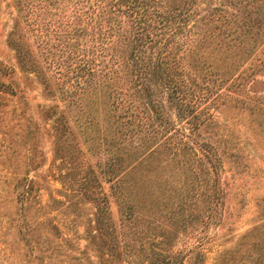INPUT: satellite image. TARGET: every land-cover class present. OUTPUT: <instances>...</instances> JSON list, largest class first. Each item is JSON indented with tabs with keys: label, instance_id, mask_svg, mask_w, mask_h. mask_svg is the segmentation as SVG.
Listing matches in <instances>:
<instances>
[{
	"label": "rangeland",
	"instance_id": "374dc122",
	"mask_svg": "<svg viewBox=\"0 0 264 264\" xmlns=\"http://www.w3.org/2000/svg\"><path fill=\"white\" fill-rule=\"evenodd\" d=\"M24 1L0 0V63L11 69L10 76L0 74V264H75V257L80 264H128L135 255L118 249L135 252L148 238H164L186 264H264V0L246 6L259 31L247 77L238 94L220 100L224 112L197 136L213 150V165L205 159L194 164L195 176L186 160H152L150 178L140 184L155 189L160 183L165 197L181 189L183 201L159 204L150 223L125 219L119 191L109 190L121 176L107 181L103 130L80 129L83 117L77 119L78 108H67L65 100L53 106L69 74L62 75L56 56L36 36L49 32V43L56 44L59 19L40 15L52 24L24 29V15L14 8ZM48 1L57 12L59 0ZM14 19L20 29L13 30ZM11 31L20 54L8 42ZM49 106L53 113L46 117ZM30 116L31 136L25 127ZM24 180L31 191L22 197ZM160 196L155 191L152 200ZM106 228L112 247L100 240Z\"/></svg>",
	"mask_w": 264,
	"mask_h": 264
},
{
	"label": "trees",
	"instance_id": "16d2710c",
	"mask_svg": "<svg viewBox=\"0 0 264 264\" xmlns=\"http://www.w3.org/2000/svg\"><path fill=\"white\" fill-rule=\"evenodd\" d=\"M248 2L59 0L57 12L52 13L48 0L14 5L24 15L26 30L52 24L40 15L58 16L56 44L49 43V32L36 36L42 49L56 56V64L65 72L62 75L69 74L67 87L61 88L53 106L65 100L67 108H78L77 119L83 117L78 121L80 129L103 130L102 144L109 153L107 181L117 172L121 176L108 188L119 191L125 219L133 215L150 223L159 204L182 203L181 189L176 194L171 189L165 197L167 189L160 183L155 189L140 184L150 178L154 169L150 162L158 156L188 161L195 176L204 159L213 165V150L197 136L216 122V113L224 112L227 106L220 100L238 94L247 77L248 61L259 38L246 9ZM19 27L20 21L14 19L13 30ZM12 32L8 42L20 54ZM10 72L0 63V74L10 76ZM53 106L43 112L46 117L53 113ZM31 118L25 123L29 136L34 133ZM60 121L69 126L67 120ZM32 145L34 149V141ZM30 184L24 180L22 197L30 193ZM155 191L162 194L157 202L152 200ZM106 229L100 240L102 246L112 247ZM118 250L120 255H135L128 264H186L164 238H148L135 252L122 246ZM83 251L76 250L79 255ZM80 258H74L75 264H80Z\"/></svg>",
	"mask_w": 264,
	"mask_h": 264
}]
</instances>
